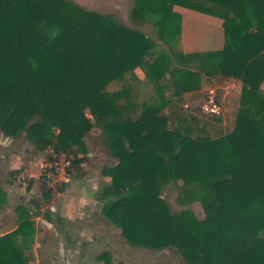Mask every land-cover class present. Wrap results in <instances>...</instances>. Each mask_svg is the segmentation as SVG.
<instances>
[{
    "label": "trees",
    "instance_id": "obj_1",
    "mask_svg": "<svg viewBox=\"0 0 264 264\" xmlns=\"http://www.w3.org/2000/svg\"><path fill=\"white\" fill-rule=\"evenodd\" d=\"M134 2L132 20L151 24L166 48L69 0H0V130L25 135L46 158L50 147L72 156L81 175L86 138L101 129L118 161L103 171L112 182L100 197L114 200L102 214L127 243L174 249L187 264H264V0ZM176 7L222 20L224 48L184 52ZM205 79L242 83L230 132L201 109ZM116 82L126 85L109 91ZM175 183L178 204L199 203L204 217L172 211L163 195ZM20 215L0 237V264H31L34 223Z\"/></svg>",
    "mask_w": 264,
    "mask_h": 264
},
{
    "label": "crops",
    "instance_id": "obj_2",
    "mask_svg": "<svg viewBox=\"0 0 264 264\" xmlns=\"http://www.w3.org/2000/svg\"><path fill=\"white\" fill-rule=\"evenodd\" d=\"M178 8L181 7H176V10H179ZM181 14L183 16L182 12ZM222 25L221 21L219 26ZM186 27L187 18L183 16V43L185 47H191L190 40H187ZM206 27L216 33L215 36H210L207 43L217 45L218 48L215 50L223 49L224 30L221 31L215 24ZM97 135L98 130L94 129L86 138L89 153L82 165L83 173L81 175L75 173L72 183L62 190L54 189L50 199L43 195L42 190L44 178L41 168L45 166L47 158L44 155L41 159L37 158L40 173L34 175L32 168L35 162L30 160L23 162L22 167L13 149L8 147L3 149L4 159H9L12 167L7 177L0 181V189L4 192V200L0 201V237L16 231L20 225V214L27 212L34 223L35 234L32 239L20 237L18 242L22 245L26 240L24 252L31 264H117L118 256L116 257L113 251L111 253L108 251L109 236L106 232L104 234L101 224L109 229L116 226L102 214L105 203L100 204L98 218L95 217V212L99 202L114 200L112 197L103 199L100 196L104 188L112 182L103 171L110 166H116L118 161L111 155L98 151L99 149L93 150L91 143ZM103 161L107 164L101 168L100 164ZM17 170H20L18 176L11 175ZM21 177L29 178V183L26 188L21 186L19 190L14 185L18 184ZM120 235L122 242L127 243L121 233ZM83 241L87 242L86 246L81 245ZM119 248L120 242L114 249Z\"/></svg>",
    "mask_w": 264,
    "mask_h": 264
},
{
    "label": "rangeland",
    "instance_id": "obj_3",
    "mask_svg": "<svg viewBox=\"0 0 264 264\" xmlns=\"http://www.w3.org/2000/svg\"><path fill=\"white\" fill-rule=\"evenodd\" d=\"M78 5L83 6L84 8L92 11H96L98 13L104 15H112L114 16L120 23L128 26L129 28L141 31L148 35L151 39H153L157 45L161 48H166V46L162 43L159 39L156 30L154 27L149 23L139 24L135 23L131 17V11L135 5L134 0H69ZM179 13H183V16L187 18V40H190L191 47L184 46L183 43V50L186 53H199V52H208V51H219L217 49V45H211L207 43L210 36H215L213 30L210 31L206 26H212L213 24L217 25L221 31L224 30L223 25H221V21L218 18L211 17L205 14H201L199 12L191 11L185 8H178ZM181 11V12H180ZM182 15V14H181ZM183 16H182V29H183ZM210 23V24H208ZM220 23V24H219ZM223 23V21H222ZM214 27V26H213ZM210 27V28H213ZM223 35V34H222ZM221 35V36H222ZM225 41V31L224 37ZM225 45V44H224ZM222 50V49H220ZM137 75L142 79L146 80V75L142 70L137 71ZM130 82V80H128ZM126 83H119L116 82L112 84L108 89L109 91L121 90ZM132 85H136V83L132 82ZM264 90V84H263ZM242 83L239 81L231 80L229 82H223L215 85L212 80H204L202 91L206 94H209L211 91H214V95L219 98L221 105H222V113L221 116L224 118V125L227 127V131L230 132L235 126V117L236 112L240 106V95H241ZM190 101V100H189ZM191 102H193L191 104ZM202 101H190L187 102V106H200ZM218 126V125H217ZM219 127V126H218ZM99 135L94 137L93 143L91 146L93 150L102 151L107 154L108 156L111 155L110 150L106 146L107 137L104 132L99 129ZM89 136V135H88ZM7 140H13V142H7ZM95 143V144H94ZM13 149L16 152L18 160L20 161V166H22L23 162L33 161L32 173L34 175H38L40 173V167L38 166L37 158H42V155L37 148L26 138L24 135L20 139H10L5 137V135L0 130V181L7 177L8 172L12 167L11 162L9 159L3 156V149ZM110 153V154H109ZM17 160V159H15ZM47 160V159H46ZM46 163V161H45ZM107 163L101 162L100 167L103 168ZM23 167V166H22ZM42 175H45L44 167L41 168ZM46 179V177H45ZM29 178L21 177L18 180V184H15L16 189H21V186L26 188L29 183ZM46 181V180H45ZM181 183V182H179ZM47 184V182H46ZM60 188V187H59ZM54 190V189H53ZM178 195H179V185L178 184H171L164 192V199L168 201L171 206V209L175 213H180L185 209H191L193 212L199 216L200 218L204 217L203 208L199 203H194L191 206L181 207L178 204ZM111 201L104 200L98 203V208L95 212V217H99V209L101 207L100 204L107 203ZM96 220V219H95ZM102 225V226H101ZM102 231L107 233L109 236L110 244L109 246L110 253L113 251V254L117 257V264H187L181 254L174 249H165V250H151V249H144L139 247H132L130 244L126 242H122V237L120 235L121 231L117 230L116 227H111V229L101 224ZM118 233H117V232ZM120 242L121 248L115 250L116 244ZM123 243V245H121Z\"/></svg>",
    "mask_w": 264,
    "mask_h": 264
},
{
    "label": "built area",
    "instance_id": "obj_4",
    "mask_svg": "<svg viewBox=\"0 0 264 264\" xmlns=\"http://www.w3.org/2000/svg\"><path fill=\"white\" fill-rule=\"evenodd\" d=\"M214 91L208 94L206 101L202 104L201 109L206 114L221 115L222 106L217 102ZM44 170L46 182L49 188L57 189L70 185L73 181V157L63 152H57L54 147L48 150Z\"/></svg>",
    "mask_w": 264,
    "mask_h": 264
},
{
    "label": "flooded vegetation",
    "instance_id": "obj_5",
    "mask_svg": "<svg viewBox=\"0 0 264 264\" xmlns=\"http://www.w3.org/2000/svg\"><path fill=\"white\" fill-rule=\"evenodd\" d=\"M85 242H86V241H83L81 245H82V246H86V243H87V242H86V243H85ZM67 244H68V243H67ZM68 246H69V245H68Z\"/></svg>",
    "mask_w": 264,
    "mask_h": 264
}]
</instances>
